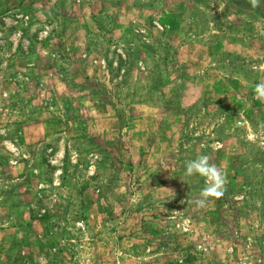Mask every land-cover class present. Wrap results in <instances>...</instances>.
Listing matches in <instances>:
<instances>
[{
    "label": "rangeland",
    "instance_id": "374dc122",
    "mask_svg": "<svg viewBox=\"0 0 264 264\" xmlns=\"http://www.w3.org/2000/svg\"><path fill=\"white\" fill-rule=\"evenodd\" d=\"M261 81L264 0H0V264H264Z\"/></svg>",
    "mask_w": 264,
    "mask_h": 264
},
{
    "label": "clouds",
    "instance_id": "9594fccd",
    "mask_svg": "<svg viewBox=\"0 0 264 264\" xmlns=\"http://www.w3.org/2000/svg\"><path fill=\"white\" fill-rule=\"evenodd\" d=\"M252 8H258L261 0H248ZM254 94L257 100L264 102V81L254 86ZM186 177L200 176L204 178L205 186L194 200L197 207H205L211 200L220 199L224 196L227 185V173L221 167L210 162L208 155H198L195 159L185 162ZM187 182V181H186Z\"/></svg>",
    "mask_w": 264,
    "mask_h": 264
}]
</instances>
